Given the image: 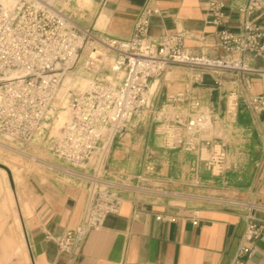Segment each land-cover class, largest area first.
<instances>
[{"label":"crops","instance_id":"crops-1","mask_svg":"<svg viewBox=\"0 0 264 264\" xmlns=\"http://www.w3.org/2000/svg\"><path fill=\"white\" fill-rule=\"evenodd\" d=\"M61 1L76 24L97 38L121 41L132 37L148 6L157 11L150 39L180 33L191 54L211 58L223 53L217 48L219 31L239 32L238 8L247 3L231 0L224 23L215 26L208 20V0ZM253 17L264 26L263 13ZM246 61L264 71V59L248 55ZM192 76L187 68L172 67L167 78L150 80V110L169 106L178 95L185 112L193 100L200 101L222 131L217 139L228 154L222 175L198 164L193 153L164 148L152 112L135 117L125 136L113 140L102 170L111 180L132 178V187L121 192L119 212L108 214L102 227L89 231L70 254L60 251L54 239L81 222L89 201L84 177L92 174L93 162L73 167L52 157L54 166L25 175L20 187L0 164V264H232L247 216L264 224V112L255 114L248 103L251 96L264 95V76L223 72L199 81ZM176 86L178 91L170 94ZM231 95L237 100L234 116L227 114ZM241 264H264V237Z\"/></svg>","mask_w":264,"mask_h":264},{"label":"built area","instance_id":"built-area-1","mask_svg":"<svg viewBox=\"0 0 264 264\" xmlns=\"http://www.w3.org/2000/svg\"><path fill=\"white\" fill-rule=\"evenodd\" d=\"M61 2L0 0V136L21 147L31 144L41 134L63 78L83 46L92 41L113 53L112 75L99 78L106 54L91 47L84 70L93 79L86 91L69 95V120L51 147V156L59 162L73 167L94 165L92 174L84 177L89 181V201L81 222L54 239L60 251L71 254L89 231L102 227L108 214L119 212L121 192L132 187L133 179L111 180L102 175V170L119 130L143 110L151 109L147 94L150 80L159 79L172 67L191 70L195 81L223 72L264 76V71L250 67L246 61L248 55L264 59V26L253 17L264 14V0H247L239 6L240 30L219 31L217 48L223 53L217 58L191 54L180 33L150 39V22L157 11L148 6L141 10L132 37L121 41L97 38L91 30L80 27ZM230 2L208 0L206 12L211 24L224 23ZM183 102L178 95L169 106L153 112L156 134L164 148L193 153L198 164L213 175H222L228 154L224 142L207 136L214 121L212 113L198 100H193L185 112ZM248 103L255 114L264 112V95L251 96ZM236 107V97L231 95L227 114L234 116ZM263 237L264 224L248 215L243 241L232 264H241L243 257L252 256L256 241Z\"/></svg>","mask_w":264,"mask_h":264},{"label":"rangeland","instance_id":"rangeland-1","mask_svg":"<svg viewBox=\"0 0 264 264\" xmlns=\"http://www.w3.org/2000/svg\"><path fill=\"white\" fill-rule=\"evenodd\" d=\"M93 43L95 42L89 41L87 44L83 46V49L79 53L78 59L75 61L72 68L67 72V74L63 78L62 86L60 87V90L58 91L56 97L54 98L52 109L50 110L47 119L43 124V130L41 134L36 136V138L31 144H28L24 147H21L15 143L5 140L0 136V164L8 167L12 171L15 183L18 187L23 186L25 175L32 172H41V170L45 168H50L55 165L51 156V147L55 139L59 136L62 127L64 126L63 125L60 128H57L55 121L57 116L61 112H66L70 114V110L68 106L69 95L74 91H81L80 90L81 81L83 79H87L89 81L93 79V76L88 74L84 70V62L87 58L88 53L90 52L88 50L89 49L91 50ZM96 47L103 50V52L106 54L104 65L97 75V77L99 78H105L107 76L112 75L110 73V68L113 62V53L106 48L100 46H96ZM168 72L160 78L162 80L164 78H167ZM68 76L71 77L72 83L68 87H65L64 81ZM121 76L122 74L119 75V77ZM162 80L160 83H162ZM176 91H178L177 86L176 88L171 89L170 94H173ZM147 94L149 96V93ZM155 111H161V108H159L158 110L145 109L143 110V112L139 114V116L136 117V119L148 117L150 115V112H152L153 114V112ZM134 121L135 119H133L130 124H133ZM130 124L125 126L124 128L125 133L128 131V127H130ZM207 135L209 138H219L220 136H222V131L219 125L218 124L215 125L214 121L211 124H209V132L207 133ZM117 136L115 137V139L117 138ZM16 150L19 152H15Z\"/></svg>","mask_w":264,"mask_h":264},{"label":"bare ground","instance_id":"bare-ground-1","mask_svg":"<svg viewBox=\"0 0 264 264\" xmlns=\"http://www.w3.org/2000/svg\"><path fill=\"white\" fill-rule=\"evenodd\" d=\"M80 3L82 4H87L89 0H78ZM92 48H97L96 46H98L99 44H97L96 42L92 44ZM90 51V49L88 50ZM92 52V51H90ZM72 83V80H71V77H67L64 81V86L65 87H68L69 85H71ZM90 86V81L87 80V79H83L80 83V90L81 91H86ZM157 86V82L153 83V85L151 86V90H154V88ZM59 101V100H58ZM69 117H70V114L69 113H66V112H61L57 118H56V127L57 128H60L61 126H63L68 120H69ZM58 130V129H57ZM59 131V130H58ZM55 133V132H53ZM125 136V131H124V128H122L120 130V132L118 133V136L119 139H122L123 137ZM2 145V144H1ZM113 145V144H111ZM3 147V146H2ZM113 148H116V145L113 147ZM113 150V149H112ZM13 151V150H12ZM15 152H19V151H15ZM19 154V153H18ZM50 165V164H49ZM59 167V166H58ZM59 169V168H58Z\"/></svg>","mask_w":264,"mask_h":264}]
</instances>
